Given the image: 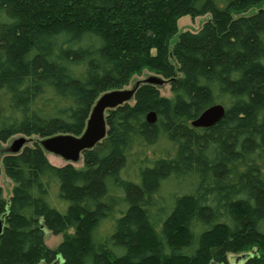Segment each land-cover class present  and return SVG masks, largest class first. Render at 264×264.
Masks as SVG:
<instances>
[{
  "label": "trees",
  "instance_id": "trees-1",
  "mask_svg": "<svg viewBox=\"0 0 264 264\" xmlns=\"http://www.w3.org/2000/svg\"><path fill=\"white\" fill-rule=\"evenodd\" d=\"M145 69L170 97L141 82L81 167L48 159L40 138L83 134ZM17 134L38 139L0 165V264H264V0H0V142Z\"/></svg>",
  "mask_w": 264,
  "mask_h": 264
},
{
  "label": "water",
  "instance_id": "water-1",
  "mask_svg": "<svg viewBox=\"0 0 264 264\" xmlns=\"http://www.w3.org/2000/svg\"><path fill=\"white\" fill-rule=\"evenodd\" d=\"M141 82L154 85H163L165 80L157 75H151L144 80L137 81L132 89H115L103 93L96 101L91 111L87 127L83 134L77 136L73 134H57L40 138L39 143L48 153H53L62 157L68 163L78 162L86 150L94 148L108 134L107 112L120 105L130 102ZM226 114V108L222 104H215L205 109L192 125L198 128H209L220 122ZM157 119L155 112L148 114V120L154 123ZM29 141L28 137L22 135L16 138L8 151L20 152ZM4 228V218L0 219V235ZM245 258L246 255H242Z\"/></svg>",
  "mask_w": 264,
  "mask_h": 264
},
{
  "label": "rangeland",
  "instance_id": "rangeland-1",
  "mask_svg": "<svg viewBox=\"0 0 264 264\" xmlns=\"http://www.w3.org/2000/svg\"><path fill=\"white\" fill-rule=\"evenodd\" d=\"M210 18V15H203V16H198L193 18L190 15L183 16L179 19L178 21V30L179 33L182 31L190 30V31H198L201 29L203 24ZM179 33L176 34L172 40H171V46L174 44V42L178 39ZM151 75H155L153 72H151L148 69H145L144 72L141 75H136L132 78L131 82L129 85L125 87V89H132L134 85L136 84L137 81L144 80L148 78ZM161 94L164 96H171V90H170V84L165 83L164 85L161 86L160 88ZM131 103H133V100H131ZM22 136L21 134H17L13 136L11 139H9L6 142H0V165L2 166V160L4 155L8 153V148L11 146L12 142ZM28 137V136H26ZM29 141L27 142V145H33V143L38 139L37 136H32L28 137ZM48 159L55 165L57 166H62L67 164L68 162L64 160L62 157L55 155L53 153H47ZM77 167H81L83 165V158H81L78 162L73 163ZM1 184L4 189V196L8 199L12 193V188H13V183L12 181L6 177L5 173L3 172L1 175ZM63 239L62 235H54L51 232L47 231L46 234V243L47 245L52 248L56 249L60 245L61 241ZM242 255H247V254H239V255H233L230 259L231 262L229 264H233L234 262H243L239 260H244L241 256ZM41 264H47V263H41Z\"/></svg>",
  "mask_w": 264,
  "mask_h": 264
}]
</instances>
